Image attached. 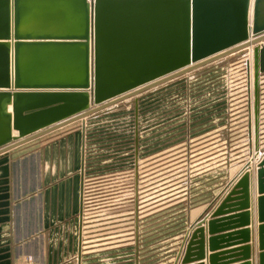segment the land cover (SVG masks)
<instances>
[{
  "label": "water",
  "instance_id": "obj_1",
  "mask_svg": "<svg viewBox=\"0 0 264 264\" xmlns=\"http://www.w3.org/2000/svg\"><path fill=\"white\" fill-rule=\"evenodd\" d=\"M250 8L251 0H0V154L205 65L244 56L249 47L251 135L253 129L260 154L264 0ZM257 167L264 194V155ZM249 187L248 169L208 210L209 220L192 227L175 264H201L193 262L203 256V223L215 249L214 234L228 219L248 222ZM235 210V216L220 218ZM259 213L263 221L264 195ZM260 246L264 264V225ZM242 249L248 255L249 247ZM216 259L210 256L211 264Z\"/></svg>",
  "mask_w": 264,
  "mask_h": 264
},
{
  "label": "crops",
  "instance_id": "obj_2",
  "mask_svg": "<svg viewBox=\"0 0 264 264\" xmlns=\"http://www.w3.org/2000/svg\"><path fill=\"white\" fill-rule=\"evenodd\" d=\"M253 6L254 0H251L250 12ZM251 48L246 49L249 53L244 56L234 55L216 61L237 59L239 64L234 67L235 73L246 77V83L233 81V86L225 83V89L226 94L229 89L232 94L246 90L245 100H224L223 84H217L209 88L212 92L207 93V88L202 96L183 104L181 115L171 118L170 114L167 115L166 126L171 131L167 140H179L183 135L182 145H189L193 154L222 153L224 138L240 142L236 152L248 150V156H240L225 174L214 175V181L206 176L199 180L194 203L182 213L184 227L179 236H176L179 232L175 233L174 227L168 225L159 232L160 228L152 225L148 228L150 236L145 239L149 241L150 252L142 254L140 242L144 230L135 226L128 231L124 223L127 212L122 213L125 214L124 222L118 226L111 225V215L108 216L109 221L105 220V210L102 220L88 215L89 210L86 211L87 205H84L86 197L82 193L83 126L84 122L88 125L90 121L87 117L0 154V264H175L192 227L203 218L206 222L209 220L208 210L216 208L226 190L248 169V222L237 217L228 219L230 223L214 234L219 237L215 249L209 242L213 234L208 224L203 223V256L193 263L211 264L210 256L216 255L215 264H259L260 227L264 225L259 213V197L264 194L259 193L257 163L264 155V74L261 76V152L258 154L255 152V136L250 133L254 126L250 84L253 70L249 75L245 64L246 58L251 55ZM12 109L10 104L9 111L12 112ZM17 133L14 131V134ZM202 146L201 152L194 151ZM203 172L206 174V168ZM227 209L225 211L233 210ZM237 211L224 213L220 218L233 217L239 213ZM243 230H248V233H241ZM158 232L164 236L155 238ZM159 240L161 242H157ZM246 246L249 247L248 255L242 249Z\"/></svg>",
  "mask_w": 264,
  "mask_h": 264
},
{
  "label": "rangeland",
  "instance_id": "obj_3",
  "mask_svg": "<svg viewBox=\"0 0 264 264\" xmlns=\"http://www.w3.org/2000/svg\"><path fill=\"white\" fill-rule=\"evenodd\" d=\"M229 62L231 64H227ZM237 62L233 58L210 63L135 99L89 116L88 125L84 122L82 193L86 197L85 210H89L88 215L95 220H102L105 210V220L109 221L108 216L111 215V225L116 226L124 222L125 214L122 213L127 212L124 223L128 231L135 226L144 230L140 242L142 254L150 252L149 241L145 240L150 236V226L160 228L161 232L169 225L174 227L175 233L179 232L176 236L180 235L184 227L182 213L194 203L199 180L206 176L214 181V175L225 174L240 156H248V150L236 152V146L240 144L236 139L229 141L224 138L222 153L207 155L191 153L189 145H182L183 135L179 140H167L171 131H168L166 120L181 115L183 104L202 96L207 88V93H210L212 90L209 88L223 84L224 100H245L246 90L232 94L229 89L226 94L225 83L230 86H233V81L246 83V77L241 75L243 72L240 77L235 73ZM250 84L253 89L252 82ZM251 95L253 101V90ZM203 147L194 151L201 152ZM204 159L207 160L204 162ZM159 232L153 236L163 237L164 234Z\"/></svg>",
  "mask_w": 264,
  "mask_h": 264
},
{
  "label": "bare ground",
  "instance_id": "obj_4",
  "mask_svg": "<svg viewBox=\"0 0 264 264\" xmlns=\"http://www.w3.org/2000/svg\"><path fill=\"white\" fill-rule=\"evenodd\" d=\"M251 52V51H250ZM253 78V77H252Z\"/></svg>",
  "mask_w": 264,
  "mask_h": 264
}]
</instances>
